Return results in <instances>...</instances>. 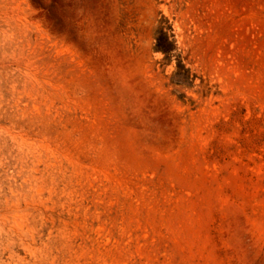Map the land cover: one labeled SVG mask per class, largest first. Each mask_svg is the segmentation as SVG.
<instances>
[{
  "label": "rangeland",
  "instance_id": "rangeland-1",
  "mask_svg": "<svg viewBox=\"0 0 264 264\" xmlns=\"http://www.w3.org/2000/svg\"><path fill=\"white\" fill-rule=\"evenodd\" d=\"M0 264H264V0H0Z\"/></svg>",
  "mask_w": 264,
  "mask_h": 264
}]
</instances>
